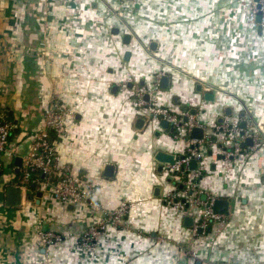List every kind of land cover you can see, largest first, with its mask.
<instances>
[{
    "label": "crops",
    "instance_id": "crops-1",
    "mask_svg": "<svg viewBox=\"0 0 264 264\" xmlns=\"http://www.w3.org/2000/svg\"><path fill=\"white\" fill-rule=\"evenodd\" d=\"M250 6L251 0H0V108L18 124L10 146L16 158L25 155L45 107L59 96L73 111L56 139L60 162L94 181L101 204L67 203L42 189L22 192L21 204L9 206L17 171L8 163L12 174L0 179V264H264V27L251 23ZM130 77L152 90L156 105L194 111L207 132L223 120L252 119L261 127L263 142L251 155L228 159L219 143L204 155L200 187L230 202L225 221L206 233L195 234L164 201L174 180L156 159L160 151L184 154L191 131L175 139L150 118L139 128L146 116L135 88L122 87ZM123 201L134 203L126 226L109 225L93 252L75 245L73 238ZM200 208L190 206L188 216L195 220ZM43 232L63 240L48 244Z\"/></svg>",
    "mask_w": 264,
    "mask_h": 264
},
{
    "label": "built area",
    "instance_id": "built-area-1",
    "mask_svg": "<svg viewBox=\"0 0 264 264\" xmlns=\"http://www.w3.org/2000/svg\"><path fill=\"white\" fill-rule=\"evenodd\" d=\"M260 11L264 12L263 6ZM255 16L257 14L251 15L252 18ZM130 84L135 88V104L139 113L167 120L175 127L172 132L175 139H184L187 132L189 133L195 127L204 129V136L201 139L189 138L187 134L185 153L176 157L173 163L162 164V172L168 173V176L176 182L168 187L163 194V199L174 207L176 212L182 213L183 217L189 215L190 206L199 205L201 208L191 229L195 234L200 233V230L202 233L208 232L217 222H224L225 215L214 210L216 196L200 187V179L204 172V155L211 145L217 143L224 157L228 159L241 154L251 155L263 142L261 127L252 119L246 121V128H242L238 122L223 120L212 128V132H207V127L197 119L195 114L191 113L192 111L175 113L167 107L158 106L150 88L140 82L136 83V80L131 77L122 84V87L127 88ZM146 95H149L148 100ZM67 115H73L72 109L64 105L59 96L54 97L45 107L41 126L31 136L29 148L25 155L21 156L22 164L18 166L15 163L18 155L10 146L15 123L9 118L8 113L0 108V173L10 163L12 169L17 171L15 185L22 192L35 193L37 190L44 189L58 200L71 204L85 202L90 207L98 209L101 204L94 200V181L86 175L74 176L72 167L60 162L56 139L66 132ZM218 132L225 133V139L218 141L216 135ZM249 138L253 140L251 145L246 143ZM227 139L231 140V147L226 146ZM9 158L10 162H8ZM193 162L196 163L195 167L192 166ZM54 176H57V179H54ZM179 183L183 185L181 188ZM202 196L205 199H202ZM133 204L132 201H123L115 210L109 211L98 224L73 238L75 245L93 252L98 236L109 225L126 226V218ZM42 239L50 244L63 240V236L43 232Z\"/></svg>",
    "mask_w": 264,
    "mask_h": 264
},
{
    "label": "water",
    "instance_id": "water-1",
    "mask_svg": "<svg viewBox=\"0 0 264 264\" xmlns=\"http://www.w3.org/2000/svg\"><path fill=\"white\" fill-rule=\"evenodd\" d=\"M258 21H261V17H258ZM130 53L127 52L126 53V59H128ZM168 85V77H163L162 79V88H166ZM198 90L201 91V87L200 85L198 86ZM205 97L206 99H208L209 97H213V94L210 92L205 93ZM146 99H149V95H146ZM194 112V111H192ZM245 116V112L242 113V117ZM148 118L150 119H157L158 121V127L166 130L167 132H174L175 127L170 124L167 120L161 119L160 117H154V116H150V117H140L138 119L137 125L139 128H143L146 124V121L148 120ZM223 120V119H221ZM241 126L243 128H246L247 123L245 120L241 121ZM157 135L160 134V131H157L156 133ZM191 136L192 138L195 139H201L204 136V129L200 128V127H195L192 131H191ZM246 143L248 145H251L253 143L252 138L247 139ZM156 159L161 162V163H173L175 161V157L173 154L170 153H166L163 151H160L157 153ZM15 163L20 166L22 164V159L21 157H17L15 160ZM196 163L193 162L192 166L195 167ZM112 165H108L106 167V171H111L112 170ZM162 169V165H160V170ZM173 184H176L175 181H173ZM40 196V194H39ZM7 200H8V204L9 206H17L20 205L22 202V190L18 187H9L7 189ZM229 206H230V202L226 199H217L215 201V205H214V210L217 213H222V214H228L229 213ZM185 224L187 226H192L194 224V220L192 217L190 216H186L185 217ZM200 233H202V230H200Z\"/></svg>",
    "mask_w": 264,
    "mask_h": 264
},
{
    "label": "rangeland",
    "instance_id": "rangeland-1",
    "mask_svg": "<svg viewBox=\"0 0 264 264\" xmlns=\"http://www.w3.org/2000/svg\"><path fill=\"white\" fill-rule=\"evenodd\" d=\"M262 6H263V10H264V0H251L249 18H250L251 23L255 26L264 27V12L262 11V13H261V11H260ZM256 14H257V16H255L254 18L251 17V15H256ZM258 17H261V19L263 18V20L257 21ZM138 82H140V81L136 80V83H138ZM240 111H241V109L238 110V113ZM143 115L148 117L147 114H143ZM154 120H157V119H154ZM209 131L212 132V129H210ZM11 174H12L11 168L5 167L3 172L0 173V179H4L7 175L9 176ZM165 175L168 176V173H165ZM196 217H197V215H196Z\"/></svg>",
    "mask_w": 264,
    "mask_h": 264
},
{
    "label": "trees",
    "instance_id": "trees-1",
    "mask_svg": "<svg viewBox=\"0 0 264 264\" xmlns=\"http://www.w3.org/2000/svg\"><path fill=\"white\" fill-rule=\"evenodd\" d=\"M3 109V108H2ZM7 112V109H4ZM8 113V112H7ZM18 128V124H15V129ZM183 185L181 183H179V187L181 188Z\"/></svg>",
    "mask_w": 264,
    "mask_h": 264
}]
</instances>
